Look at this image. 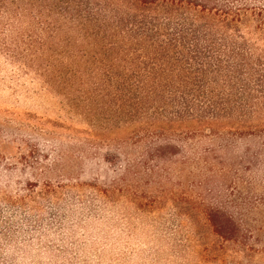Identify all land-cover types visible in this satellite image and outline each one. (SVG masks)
Instances as JSON below:
<instances>
[{"label":"rangeland","instance_id":"obj_1","mask_svg":"<svg viewBox=\"0 0 264 264\" xmlns=\"http://www.w3.org/2000/svg\"><path fill=\"white\" fill-rule=\"evenodd\" d=\"M2 23L0 264H264L263 120L123 124L28 22Z\"/></svg>","mask_w":264,"mask_h":264},{"label":"trees","instance_id":"obj_2","mask_svg":"<svg viewBox=\"0 0 264 264\" xmlns=\"http://www.w3.org/2000/svg\"><path fill=\"white\" fill-rule=\"evenodd\" d=\"M4 18L28 22L123 124L169 132L264 121V3L0 0Z\"/></svg>","mask_w":264,"mask_h":264}]
</instances>
